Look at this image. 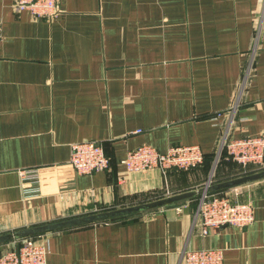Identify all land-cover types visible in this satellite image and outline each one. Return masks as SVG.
<instances>
[{
  "label": "crops",
  "instance_id": "crops-1",
  "mask_svg": "<svg viewBox=\"0 0 264 264\" xmlns=\"http://www.w3.org/2000/svg\"><path fill=\"white\" fill-rule=\"evenodd\" d=\"M16 2L0 0V237L191 193L46 233L48 264H182L205 248L223 251V264H264V179L216 192L253 202L251 225L203 237L196 221L204 189L255 173L227 151L212 171L225 131L264 132V0H58L53 20ZM82 141L101 143L109 170L75 171L71 145ZM141 145H196L205 161L129 174L122 162ZM30 170L38 180L24 182Z\"/></svg>",
  "mask_w": 264,
  "mask_h": 264
},
{
  "label": "built area",
  "instance_id": "built-area-1",
  "mask_svg": "<svg viewBox=\"0 0 264 264\" xmlns=\"http://www.w3.org/2000/svg\"><path fill=\"white\" fill-rule=\"evenodd\" d=\"M14 10L28 12L36 19L53 20L60 14L58 0H17ZM0 21V40H1ZM221 114H218L220 116ZM227 151L228 157L241 165L244 173L264 170V132L256 137L231 138L229 131L223 134L217 159ZM205 155L199 146H175L166 153L150 145H141L130 150L122 162L126 172L144 173L157 170L164 176L172 170L189 171L203 165ZM70 164L79 174L107 171L111 161L101 143L82 141L71 145ZM24 182L37 181L34 170L21 171ZM239 193L204 194L200 197L196 221L200 234L207 237L211 231L221 228L239 229L251 225L255 220L253 202H240L233 196ZM50 254L48 236L45 234L16 239L0 250V264H48ZM224 254L216 249H192L183 253L182 264H223Z\"/></svg>",
  "mask_w": 264,
  "mask_h": 264
},
{
  "label": "water",
  "instance_id": "water-1",
  "mask_svg": "<svg viewBox=\"0 0 264 264\" xmlns=\"http://www.w3.org/2000/svg\"><path fill=\"white\" fill-rule=\"evenodd\" d=\"M264 179V170L260 172H256L251 175H247L238 179H234L228 182H224L218 185H214L209 187V189H204L201 195L204 194H213L216 192L232 189L241 185L249 184L255 181H259ZM193 194H181L173 197L163 198L156 200L154 202H150L147 204L119 209V210H112L102 213H97L93 215H87L83 217H78L71 220H66L58 223H52L42 226H36L29 229H25L22 231H18L14 234H9L0 237V243L11 242L16 239H23L27 237H33L37 235L46 234L53 231H59L64 229L82 227L86 225H95L105 221H118L121 219L128 218L130 216L148 213L156 211L160 208H167V207H174L178 203H182L185 200L189 199Z\"/></svg>",
  "mask_w": 264,
  "mask_h": 264
},
{
  "label": "rangeland",
  "instance_id": "rangeland-1",
  "mask_svg": "<svg viewBox=\"0 0 264 264\" xmlns=\"http://www.w3.org/2000/svg\"><path fill=\"white\" fill-rule=\"evenodd\" d=\"M218 160H220V158L219 159H216V162L218 161ZM215 162V163H216ZM220 164V162L218 163H216L215 164V167L213 168V171H212V173H216V168H217V165H219ZM257 172H260V171H257ZM256 173V172H255ZM108 210H103V209H100L99 207L97 208V210H94L92 213H89L88 215H93V214H97V213H102V212H107ZM85 216H87V215H85ZM83 217V216H82Z\"/></svg>",
  "mask_w": 264,
  "mask_h": 264
},
{
  "label": "trees",
  "instance_id": "trees-1",
  "mask_svg": "<svg viewBox=\"0 0 264 264\" xmlns=\"http://www.w3.org/2000/svg\"><path fill=\"white\" fill-rule=\"evenodd\" d=\"M224 153V152H223ZM223 153H222V156H223ZM205 161V160H204Z\"/></svg>",
  "mask_w": 264,
  "mask_h": 264
}]
</instances>
